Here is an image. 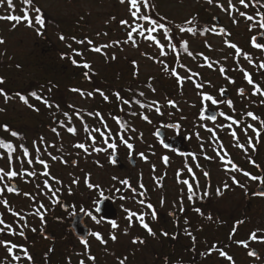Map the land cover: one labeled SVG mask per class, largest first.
<instances>
[{
    "label": "rangeland",
    "instance_id": "obj_1",
    "mask_svg": "<svg viewBox=\"0 0 264 264\" xmlns=\"http://www.w3.org/2000/svg\"><path fill=\"white\" fill-rule=\"evenodd\" d=\"M36 1L43 8L51 9L55 15L70 17L73 22L77 18H83L85 21L81 29H78V24L73 23H67L66 28L74 31V33L79 32L80 36L77 37H80V40H84L85 43L80 44L70 38L61 41L60 36L52 33L48 37L50 40V44H48L47 39H44L41 34L35 31V27L38 26L35 25L33 15L34 27H28L27 23L23 22L13 28L14 22L0 20V37H3L5 41L0 44V58L4 59L3 65L0 67V77L4 78V83L0 87L13 97L5 103L4 97L0 95V109H4V111H0V125L6 124L11 126L14 131L21 133L24 137L22 142L29 147L31 154L29 157L21 156L19 151L14 153L13 166L18 171L21 169L17 157L25 161L29 158L33 159L32 164H23L25 171L22 176L12 179L17 182L18 186L20 184L26 186L27 181L34 178L27 175V172L35 171L36 176H41L38 179H47L52 186L56 185L55 190L59 188V194L68 196V187L71 186V195H79L80 192L86 193L89 190L86 177L90 175V181L88 182L99 185V193L103 192L104 194L102 197L124 196V185L118 186L120 182H117L120 178L141 180L144 176L143 172L145 173V170L150 168L149 164L153 163V157L157 154L171 156L166 152L160 153L163 148L158 146L157 138L153 134L155 130L153 128L160 123L165 125L168 123L181 124L186 133L191 136L190 145L195 148L197 153L195 158L185 159L171 156L174 159L171 161H177L183 165V168L184 164L191 162L201 164L203 167L209 165L207 164L209 160H206V157H209L210 142L207 130L209 129V119L205 114V110L209 109V101L203 100L202 93L209 94V83L211 85L221 83L220 73L209 71L207 66L209 58L220 59L224 67L240 66L250 72H257V66L264 60V40L261 43V48H254L251 45V39L256 35L264 34V29L256 27L250 31V24L255 23V21H247L236 13L231 15L235 16L238 23H233L230 14L218 6V4H223L224 8H228V0H213L212 4H209L207 0H153L158 7L155 8L157 13L163 14L174 23L183 24L184 21L192 17L199 20L198 24L194 26L197 28L198 37L189 39L188 34V37L182 35L183 40H188L189 52L192 55L189 56L183 52V58L180 61L178 58H171L168 55L164 59V65H167L169 69L166 72L159 62L161 57L158 54V45L154 42L146 41L144 37L135 33L133 37L136 40V45L134 46L131 41L125 43L127 32L130 29L119 22L128 19L130 24L133 23L128 12L129 5L127 2L121 4L120 0ZM232 2L239 7L240 11H246L249 15H255L258 11L264 12V7L260 5L253 7L250 4L249 8L245 9L243 5H239L238 0H232ZM19 12L20 9L14 14L19 15ZM8 13L9 9L6 5L0 8V15H8ZM216 18L219 19L217 31H209L207 34L201 35L204 27L214 28L217 24ZM220 28H225L228 33H231V36L219 34ZM158 35L159 33L156 35L157 39L160 38V35ZM88 40L92 41V45L87 43ZM114 41H120V43L113 44ZM225 41L236 43L240 49L250 55L251 62L245 60L242 54L235 53V50L229 47ZM161 43H164V41L161 40ZM47 44L49 47L54 45L53 49H56L57 45L60 50L47 49ZM69 44H71V48L68 47ZM106 44L109 47L102 48L99 53L91 50L96 46ZM207 45H211V48ZM78 47L82 48L81 52H83V56H79L80 60L78 62L87 61L90 63L92 65L91 70L101 72L97 79L104 76L107 85L113 87V89L93 88L90 81L68 83L63 75L56 76V84L47 85L45 83L43 80L45 71L42 68V62L46 65L47 63L52 64L51 58L59 57L61 52L72 54L73 49H78ZM4 50H6V53H4ZM171 50L165 46L164 51L170 52ZM113 56L115 59L112 58ZM205 56L208 57L207 61L204 59ZM41 57L44 58V61L39 63ZM181 65L184 67H181ZM74 66L78 68L76 65ZM173 69L180 77L185 78L182 85L171 74ZM135 77H137V81ZM187 77H191V79L189 80ZM100 81L103 84L101 79ZM261 82L264 83V81ZM149 84H151V88ZM197 84H202L203 87L197 88ZM127 87L136 89L140 93L143 92L144 96L142 98L138 97V100L140 104L147 106L142 108L140 104L134 102L123 104L117 100L114 95L116 89H126ZM73 88L81 89L85 94L81 95L74 92L72 91ZM152 88H155V92L152 91ZM97 89L107 95L109 99L104 100L100 93L96 91ZM32 91H36L48 99L53 107L49 108L42 101L32 98L30 96ZM89 92L93 94L88 96L87 93ZM16 93L28 96L29 104L33 107L24 104L16 96ZM169 100L174 101V106L168 103ZM152 101L157 103L152 104ZM56 105H59V108ZM156 107H160L163 115L155 111ZM35 109H39V111ZM64 112H67L71 119L68 118V121H65ZM90 112L99 113V117L89 115ZM123 114L129 116L128 120L125 121L124 128L120 127V120L117 122L115 119L116 117L121 119ZM144 115L149 117L150 124L153 126L145 125L146 121L142 119ZM54 120H56V123H54ZM59 121H64L66 126H75L77 134L68 133L66 127H61ZM82 124H86L91 135L98 140L96 147H106V144L95 130L99 128L105 134H108L111 130L112 136L117 140L118 147L116 150L118 151L115 150L112 153V150H109L107 153H97L91 149L86 153L82 149L74 147L77 143H89L88 133L83 130ZM52 128H56L59 135L50 132ZM36 129L39 131L37 135L34 133ZM4 133L1 134L3 138L12 140L17 145L21 143L20 140ZM197 133H199L198 136ZM119 135H123L135 146L134 151L127 149L125 145L120 143L118 140ZM41 137H43V143H40ZM223 141L224 146H230L232 151L234 150L232 141H229L230 143L226 140ZM34 142L40 147L39 153H35L31 147ZM262 146L264 147V139L262 140ZM148 151L151 155L149 162L139 155L144 153L147 156L149 155ZM203 151L206 155H200ZM63 153L66 155L65 160L51 159L52 156L60 157ZM115 153L119 155L124 153L121 161L123 169L119 168L118 164L110 162V154ZM131 154L137 160V167L134 169L129 167L127 159L128 155ZM154 154L156 155L154 156ZM235 154L239 158L240 154L238 152ZM37 155L48 162L49 168L47 171L50 172V176L41 175L44 170L43 166L34 159ZM6 159L5 157L4 160H0V167L7 170ZM74 160L75 163L73 164ZM52 177L56 179L54 180ZM113 177L117 179H113ZM74 178L79 180L78 184L72 183ZM7 180L9 179L5 177L0 185L6 184ZM57 180L62 181V183H57ZM7 184H9V181ZM247 184L245 186L246 190L253 186L251 182ZM6 194L12 195L13 193L7 191ZM231 194H233V197L231 199L228 197L227 205L236 206L242 202L244 197L242 190L238 189V191L231 192ZM20 196H23V198L16 200L23 202L22 209L19 208L18 211L23 212L30 205L27 201H24L25 193ZM129 209L133 212H141L142 207L139 202H136L129 206ZM231 217L230 215L228 228L219 229L215 232H211L212 229L216 228L214 225L209 227V223L213 220L209 222L208 219H204L202 222L203 216L201 215L187 218L185 227L181 226L179 233L181 246L177 245L176 249L173 247L174 245H169V243L167 245L161 242L158 245L160 238L157 235L149 236L150 245L146 244V247L139 242L133 243L134 239L142 241L143 234L146 233L136 218L133 219L131 225L128 220L120 223L119 228L113 232L117 237L115 241L110 240V226L100 224V227L94 221L90 222L91 225L99 229L103 237L107 236L110 239H105L106 243L102 247H98L92 241L88 249L80 247L76 251H66V254L72 260L71 264H79L80 260H84L85 264H93L92 261L87 259L88 255L97 257L98 264H119L120 260H124V264H172L173 262H176L173 264H232L220 255V250H223L233 257L235 264H264V243L249 241L247 248L240 243H236L237 241H248L250 233L244 234V236L234 234L233 237L236 242L227 244L231 241V239H227L231 227ZM256 220H258V223L261 222V226H258L259 230H264V199L261 201L260 212L256 215ZM174 233L178 232L174 231ZM229 237L231 238L232 235ZM251 250L258 252L256 258L249 256L248 253ZM155 252H158V254Z\"/></svg>",
    "mask_w": 264,
    "mask_h": 264
},
{
    "label": "flooded vegetation",
    "instance_id": "obj_2",
    "mask_svg": "<svg viewBox=\"0 0 264 264\" xmlns=\"http://www.w3.org/2000/svg\"><path fill=\"white\" fill-rule=\"evenodd\" d=\"M214 28L218 29L219 23L216 24ZM263 40L264 38L262 37L259 44H261ZM209 63L212 65V67H209V71L219 72V78L221 79V83L214 85L209 83V94L218 100L216 105H213L211 101H209V117H217L215 121L209 120V129L215 130L214 133L208 131L210 143L209 157H206V160H209V163L207 162L209 165L203 167L201 164H193L191 162L189 164H184L183 168V165L177 161H171L173 159L171 156H176L178 158L182 157L185 159L195 158L197 153L195 152V148L190 145L191 136L186 133L181 124L168 123L165 125L164 123H160L153 128L155 129L153 134L157 138L158 146L163 148L160 153L166 152L171 156L167 155L168 161L164 162L163 157L165 156L154 154V156H156L153 157L154 159L152 158L153 163L149 164L150 168H147L145 173L143 172L144 176L141 180L127 178L132 187L137 189L136 193H133L127 186L124 185V196L110 198L102 197L98 188H89L86 193L80 192L79 195L69 194L68 196H64L57 192L60 202L54 203L50 198L51 193L43 183L45 179H38L41 176H33V179L27 181L28 184L26 186H23L22 184L18 186L17 182L12 179L7 180L6 184L8 181L9 184L0 185V187H4L5 189L3 193H0V201L6 199L9 203L7 207L0 203V214H3V219L6 224H11L12 227L17 230H20L24 223L21 217L26 218L29 226L28 228L23 229L25 231L24 237H20L18 235L13 236L7 231V229L5 232L0 233V239L10 240L28 248L29 253L33 257L32 262H29L26 258H24L19 249L14 250L17 254L21 255V261L19 264H69V260L70 262L72 260L66 254V251H76L80 247L85 248V246L81 243V237L77 236L72 229V225L74 224L76 218L81 215H83V223L88 232L86 238L88 246L92 241H94L98 247H102L105 243H101L98 239L91 235L93 232H98L102 236V232L91 225L90 222L94 221L88 213L91 212L97 217L100 221V223H96L97 225L100 226V224H107L108 227L110 226L109 228L112 235L115 234L113 232L119 228L121 222L128 220L126 219L127 212L125 209H129V206L133 203L139 202L140 200L145 201V203L141 205V212H136L148 213L145 215V222L149 223L155 233L154 236L157 235L160 238L158 245H160L161 242L167 245L168 243L169 245L173 243L175 249L177 245L181 246V236L179 238L181 226L185 227L187 218L189 219L192 216L196 217L198 215L203 216L202 222L204 219H208L209 222L213 220L209 223V227L214 225L216 228L212 229L211 232L228 228L229 217L231 215V227L227 235H232V237H227V239H231V241L227 243L228 245L232 242H236L233 237L234 234H241L244 236V234L246 235L247 233L259 230L258 226H261V222L258 223L256 215L260 212L261 201L264 197L256 195V193L264 191V184H262L259 180H251L250 178L244 176L242 172H233L230 169L234 163L252 175L264 177V147L262 146L264 130L260 132L258 139L253 131H248L247 135L252 137V142L255 145L254 149L247 144V138L241 131V129L248 124H253L256 129H264V125H261L259 121H253L251 117L246 115L247 112L251 111L256 116L264 119V104L261 103L264 96L251 94L252 86H250L244 79L242 67H224L222 66L221 60L218 58H209ZM220 67H224L226 71L221 73L219 70ZM246 71L251 73L253 79L260 83L261 88L264 89V83L261 82L264 81V70L250 72L247 69ZM135 80L137 81V77H135ZM230 80H234L235 83H231ZM222 88L225 90L223 96L220 94V89ZM241 88L245 89V94L243 96L238 94V89ZM115 92H119L122 98H124V96L132 95H136L135 98H142V96H140V92L136 89H132L131 87L120 89V91L116 89ZM228 100L232 101L231 107L227 103ZM221 112L225 113V115L221 116ZM144 116H142V119ZM228 116H232L235 120L241 121L242 123H233V121L227 119ZM128 118L129 116L123 114L119 124H123L122 121L125 122ZM205 121L208 122L207 119H205ZM54 123H56V120H54ZM146 124L148 126H153L148 121L145 122V125ZM229 124L232 125V130L236 131L239 143L244 144L247 151L237 146V140L231 135L228 128ZM159 131H163V133L160 134L163 138L159 135ZM38 132V129H36L34 133L37 135ZM223 140H226L228 143H230L229 141H232L234 150L232 151V147L230 146H224L222 144L224 143ZM97 143L98 140L96 139V144L94 145L95 147L97 146ZM165 144L169 146L165 147ZM86 146H88L89 152L93 147L90 140ZM134 149L135 146L131 151H134ZM82 151L85 152L83 149ZM117 151L118 150H116V152ZM236 152L240 154L239 158L236 157ZM148 154L150 155L149 151ZM202 154L206 155L204 151L200 155ZM114 155L118 157L116 164H118L119 168H122L123 164L121 161L124 153H121L120 155L115 153ZM149 155L146 156L148 162L151 159V155ZM60 157L65 160L66 155L63 153ZM127 159L130 168L134 169L137 167V160L133 154L128 155ZM251 160H254L256 165H259V167L254 166L250 162ZM132 162H135V164L133 165ZM74 163L75 160L73 161V164ZM188 169H191V171H188ZM43 170L46 171L44 167ZM205 172L209 175L204 176L203 173ZM233 176L236 177V179L240 182V185H243V187L233 182ZM120 180H124V178H120L119 181ZM182 180H187L189 183L193 184V191L191 193L188 191L187 185L179 182ZM194 180L199 182L198 187L194 183ZM248 182H251L253 186L246 190L245 186L248 185ZM12 183L16 185L17 191L10 192L13 193L12 195H7V187H11ZM141 183L144 185V188L139 187ZM49 184L51 185L52 190H55L56 185L52 186L51 183ZM225 184L229 186L227 189L224 188ZM37 185H39V188H37ZM122 185L123 184L120 183L118 186ZM217 188L220 189L221 194H217ZM238 189H240V191L242 190L244 194L242 202L236 206L227 205L228 197L230 199L233 197L231 192L234 193L235 191H238ZM140 192H144V195H139ZM24 193H28V195L24 197V201H27L30 207H27L26 210L24 209V211L21 212L18 210L19 208L22 209L21 205L23 201L19 202L16 199L23 198V196L20 195ZM205 193H207V195H205ZM33 196H35L36 199H32L31 197ZM121 197L125 198L121 199ZM104 199H110L112 203L110 205V211L106 214V216L102 213L95 212V208L98 207L99 203ZM39 203H43L47 209L44 217L45 222L43 224L38 217L32 215L35 209L39 206ZM148 203L153 204L157 213V219L155 220L151 218L152 210L147 208ZM81 208L85 210L81 211ZM181 208L184 210L181 211ZM197 208L201 209L200 213L196 211ZM41 211L43 212L44 209H41ZM15 212H19L21 215H14ZM209 216L211 219H209ZM134 218L135 217H133V219ZM113 220L117 223V228L115 229L111 226V221ZM79 221H81L80 217ZM240 221H243V223H239ZM0 227H4V225H0ZM31 228H35L36 231H31ZM144 231L146 233L143 234V243L141 244H144V246L146 244L150 245V240H148L150 234L146 229H144ZM174 231H177L178 233L175 234ZM165 232H167L168 235H164L163 233ZM103 239L105 241V239L107 240L110 238L106 236L103 237ZM0 260H6L7 264H13L11 255L3 247H0ZM95 263L98 264L97 257H95L94 264Z\"/></svg>",
    "mask_w": 264,
    "mask_h": 264
},
{
    "label": "snow or ice",
    "instance_id": "obj_3",
    "mask_svg": "<svg viewBox=\"0 0 264 264\" xmlns=\"http://www.w3.org/2000/svg\"><path fill=\"white\" fill-rule=\"evenodd\" d=\"M22 4L25 5V7L22 8L23 11V15H18V14H8V15H0V20H4V21H8V22H14L13 23V28H15L18 24H20L21 22H26L28 27H34L33 24V16L32 13L35 14V25H38V27H35V31L38 34H43V29L45 28V14L42 12L41 8L39 6H36L34 4V0H21ZM129 5L128 8V12L130 17L133 20V23L130 24L128 19H123L121 20L119 23L123 26H125L126 28L130 29L127 32V40L125 41V43H127L128 41H131L132 44L135 46L136 45V40L133 37V33H136L138 36H142L145 38L146 41H152L154 42V44L158 45V54L161 57L160 59V63L162 64L164 71H168V67L167 65H164V59L167 58L168 53L164 51L165 46H167L169 49H172L173 52H175V49L177 47V45L183 47L184 52L187 53L189 56L192 55L191 52H189V48H188V41L186 40H182V37L177 38L178 34H182V33H191L192 36H195L197 34V28L196 27H184V24L187 25H194L197 18L196 17H192L186 21L183 22V24L181 25H169L166 22V18L165 17H161V16H156L154 13V5L150 4V0H120L121 4L126 3ZM207 2L209 4L213 3V0H207ZM239 5H243V7L245 9L249 8L250 4L251 6L255 7L257 5H260L262 7H264V0H248V2H246V0H238ZM7 6L8 9L10 10H15V4L13 2V0H0V8H3L4 6ZM228 8H224L223 4H218V6L223 9L226 13H229L231 18L233 19V23H238V21L236 20L234 15H231L232 13H236L239 15V17L244 18L247 21H255V23L250 24L249 30H253L256 27H259L260 29H264V12L258 11L255 15H249L246 11H240L239 7H237V5L233 4L232 0H228ZM155 16V18H154ZM113 19H115L113 17ZM140 21H144L147 22V26L145 24L140 23ZM173 28H175V33L173 32ZM209 31L212 32H216V28H211L209 29L208 27H204L203 31L201 32V35L207 34ZM147 33V35H146ZM152 33H159L160 38L157 39L156 35H153ZM219 34H226L229 37L231 36V33H228L227 30L225 28H220L219 29ZM106 35V33H105ZM59 39L61 41H64L66 39V37L64 35H60ZM73 40H75V37L72 38ZM176 40V43L173 44L171 43L172 40ZM161 40L164 41V43H161ZM5 41L3 39V37H0V44H3ZM78 43L80 44H84L85 41L84 40H80L78 41ZM87 43L89 45H92V41L88 40ZM120 41H114L113 44H119ZM225 43L231 47L232 49L235 50V53L237 54H242L243 58L245 60H248L251 62V57L247 52H244L242 49H240L238 47V45L236 43H232L230 41H225ZM207 44V42H206ZM251 44L253 47L255 48H261V44L256 42V38L253 37L251 40ZM209 48H211V45H207ZM69 48H71V44L68 45ZM109 47V45H102V46H96L94 48H92L91 50L99 53L101 52L102 48H107ZM73 54L69 56V58L71 59V62L76 65L77 67H83L84 69L88 70L91 69L92 65L90 63H88L87 61L84 62H78L75 59V56H83V52L78 51L73 49ZM66 56L69 54H65ZM202 55V54H201ZM113 59H115V57H112ZM154 59V57H153ZM205 61L208 60V57L205 56L204 57ZM226 59V58H225ZM208 67H212V65L209 63L207 65ZM181 67H184L183 65H181ZM258 71L259 70H264V60H262L259 65L257 66ZM220 72L224 73L226 70L224 67H220ZM244 73V79L247 81V83L252 86V95H261L264 96V89L261 88V84L256 82L253 79V76L251 73L247 72L246 70H243ZM171 74L177 78L178 82L182 85L184 82L183 77H180L175 69L172 70ZM83 75L85 76L86 79H90L91 77L89 76V72L85 71L83 73ZM187 79H191V77H187ZM231 83H235L234 80H230ZM4 83V78L0 77V85H2ZM149 87L151 88V84H149ZM197 88H202L203 85L202 84H197L196 85ZM72 91L74 92H78L81 95H84L85 93L83 92V90L78 89V88H73ZM97 92L100 93V95L103 97L104 100H108L109 97L107 95H105L103 92H101L99 89L96 90ZM152 91L155 92V88H152ZM224 89H220V94L221 96H223L224 94ZM93 93L89 92L87 93L88 96H91ZM238 94L243 96L245 94V89L241 88L238 89ZM0 95H2L4 97V101L5 103H7L9 100H11L13 97L11 95H9L7 92H5V90L0 87ZM114 95L116 96L117 100L121 101V103L123 104H128L129 101L131 100V97H129V99L125 100L121 97L120 93H114ZM16 96L19 97V99L21 101L24 102V104L28 105L29 107H33V105L29 104V97L22 95L20 93H16ZM30 96L32 98H35L36 100L42 101L47 107L52 108L53 104L49 102L48 99L44 98L43 96H41L40 94H38L36 91H32L30 93ZM140 96H144V93L141 92ZM202 97L203 100L205 101H211V103L213 105H216L218 103V100L216 98H214L212 95L207 94V93H202ZM135 103L140 104L139 100H136ZM156 101H152V104H156ZM168 103L170 105L174 106V101L169 100ZM228 105L231 107L232 105V101L228 100L227 101ZM261 103L264 104V99L261 100ZM140 106L143 108L145 107V105L140 104ZM57 108H59V105H56ZM36 111H39V109H35ZM0 111H4V109H0ZM155 111L161 115H163V113H161L160 107H156ZM63 115L65 117H68L69 119H71V117H69V114L67 112H64ZM89 115H97L99 117V113H89ZM133 115H135V113H133ZM225 113L221 112V116H224ZM246 115L248 117H251V119L253 121H259L261 125H264V119H261L259 116H256L253 112L249 111L246 113ZM101 119H103L102 117H100ZM117 120V122H119L120 118L116 117L115 118ZM143 119L145 121H148L149 123L151 122L149 120L148 116H144ZM209 120L215 121L217 119L216 116H210L208 117ZM228 120L233 121V123L239 124L242 123L241 121L235 120L232 116H228L227 117ZM61 127H66V131L68 133H71L73 135L77 134V128L75 126H66L64 121H59ZM83 130L88 133V137L87 139H89L91 141V145L92 147V151L94 152H109V150H112V153L115 152V150L117 149L118 145H117V140L116 138H114L111 134V130H109L108 134H105L104 132L101 131V129L97 128L95 131L96 133H98L101 137V139L103 140L104 144H106V147H95L94 145L96 144V137L91 135V132L88 128V126L86 124H82ZM105 127H107V125H105ZM120 127H125L124 124H121ZM228 128L231 132V135L237 140V146L244 149L245 151H247V148L245 147L244 144H240L239 143V138L237 137V133L235 130H232V125L229 124ZM0 129L3 130V132L8 133L11 137L16 138L17 140H20L21 143H19V145L15 144L12 140H8L5 138L0 137V149L4 150V151H0V160H4L5 157L6 159V163H7V170L4 167H0V182H3L5 180V177H7L9 180L16 178L18 176H22L24 174V169H23V164L27 163V164H32L33 163V159L29 158L26 161L23 159H20V157H17V162L21 164V169L18 171L14 166H13V155L14 153H17L18 151L20 152L21 156L23 157H29L30 151H29V147L25 146V144L22 142L24 140V137L22 136L21 133H19L18 131H14L11 130L9 128L8 125H0ZM209 132H213L214 133V129H207ZM251 130L255 133L257 139L260 136V132L264 129H256L254 127L253 124H248L246 125L244 128L241 129V131L243 132V134L245 135V137L247 138V144L249 146H251L253 149L255 148V145L252 142V137H249L247 135L248 131ZM134 131V129H133ZM52 132L56 133L57 135H59V132H57L56 128H52ZM199 135V133H197V136ZM120 143H122L123 145H125L127 147V149L132 150L134 148V145L132 143H130L127 139H125V137L123 135H119L118 137ZM109 140H111V142H109ZM40 143H43V137L40 138ZM165 147H168L167 144L164 145ZM32 149L34 150L35 153H39L40 152V147L36 144V142H34L31 145ZM74 147L79 148V149H83L86 153L88 152V146H86L85 143H77L74 145ZM50 155V154H49ZM143 159L147 160V157L145 156L144 153H140L139 154ZM35 161L38 162L40 165H42L44 167V169L46 171H44L43 173H41V175L48 177L50 176V172L47 171V169L49 168V164L46 160L41 159L38 155L34 157ZM52 160H57V159H62L60 157H56V156H52L51 157ZM164 162L168 161V157L165 156L163 157ZM110 162L115 164L116 158L114 154H110ZM231 162V161H230ZM254 166L259 167V165H256L254 160L250 161ZM67 163V162H65ZM233 172H242V174L248 178H250L251 180H259L262 184H264V177H258L255 175H252L251 173L244 171L241 167H239L238 165L234 164L232 165V168L230 169ZM188 171H191V169H188ZM27 175L29 176H36L37 173L35 171H29L27 172ZM204 176H208L209 174L207 172L203 173ZM52 179H56L55 177H52ZM113 179H117L116 177H113ZM232 180L235 184L243 187V185H240V182L236 179L235 176L232 177ZM90 181V175L88 177H86V182H87V186L92 189V188H99V185H93L92 183L88 182ZM121 184L127 186L133 193H136L137 189L132 187L130 181L128 179H124V180H120L119 181ZM185 185H187L188 191L191 193L193 191V184L189 183L187 180H182L179 181ZM45 187L48 189V191L51 193V199L53 200L54 203H59V197L57 196V192L60 191L59 188H57L56 190H52L51 185L48 183V180L45 179L43 181ZM57 183H62V181H58ZM73 184H78L79 180L78 179H73L72 181ZM194 183L196 184V186H199V182L194 180ZM162 186V185H161ZM140 188H144V185L141 183L139 185ZM229 186L227 184L224 185V188L227 189ZM37 188H39V185H37ZM4 187H0V193L4 192ZM7 191L8 192H15L17 191L16 188L13 187H7ZM71 186L68 187V192L69 194H71ZM217 194H221L220 193V189L217 188ZM25 195H28V193H25ZM100 195L103 196V192H100ZM139 195H144V192H140ZM205 195H207V193H205ZM256 195L262 196L264 197V191H260L258 193H256ZM32 199H36L35 196L31 197ZM125 197H121V199H124ZM190 198V197H189ZM0 203H2L4 206H8V201L5 199L3 201H0ZM139 203L141 205H143L145 203V201L140 200ZM163 203V201H162ZM147 208L151 209V218L153 220L157 219V213L154 209L153 204L148 203L147 204ZM41 209H44V211L42 212ZM81 211H84L85 209L81 208ZM181 211H183L184 209L181 208ZM47 209L45 208V206L43 205V203H39V206L35 209V211L32 213V215L38 217L41 221V223L43 224L45 222V214H46ZM101 211V209L99 207L95 208V212L99 213ZM125 211L127 212V216L126 219H128L130 225L133 221V217H135L139 223L141 224V226L146 229L148 231V233L150 235H155V233L153 232L152 228L150 227L149 223L145 222V215H147L148 213H138V212H133L131 209H125ZM196 211L198 213L201 212V209L197 208ZM14 215L16 216H20L21 214L19 212H15ZM88 215L91 217V219L93 221H95L96 223H100V221L97 219V217L95 215H93L91 212L88 213ZM21 219L24 221L22 228L20 230H17L15 228L12 227L11 224H6L5 220L3 219V214H0V225H4V227H0V233L5 232V230L7 229V231L13 235V236H20V237H24L25 236V231L23 229L28 228V224H27V220L25 217H21ZM209 219H211V217L209 216ZM239 223H243V221H240ZM111 226L113 229L117 228V223L115 220L111 221ZM31 231L35 232L36 229L35 228H31ZM259 233V236H258ZM164 235H168L167 232L163 233ZM190 234V233H189ZM91 235H93L96 239H98L101 243H106V241H104L103 237L100 235V233L98 232H93L91 233ZM111 239L113 241H115L117 239L115 234L111 235ZM193 239H195L193 237ZM249 241H258L261 243H264V230H256L250 233L249 237H248V241H237V243L242 244L245 248L248 247V243ZM143 243V241H140L138 239H134L133 243ZM81 243L85 246V249H88V241L86 239H82ZM0 247L5 248V250L11 255L12 257V261L13 264H19V262L21 261V255L17 254L16 249H19L20 252L22 253L23 257L26 258L29 262H32L33 257L32 255L29 253L28 248L25 247L22 244H17L13 241L10 240H2L0 239ZM250 256H257V251L256 250H251L248 253ZM220 255L224 256L228 261L232 262V264H235V261L233 260V257L228 255L227 252L220 250ZM87 259L89 261H92L93 264L95 262V257L88 255ZM126 259V258H125ZM0 264H7L6 260H0ZM69 264H71L70 260H69ZM79 264H85L84 260H80ZM119 264H124V260H120Z\"/></svg>",
    "mask_w": 264,
    "mask_h": 264
},
{
    "label": "trees",
    "instance_id": "obj_4",
    "mask_svg": "<svg viewBox=\"0 0 264 264\" xmlns=\"http://www.w3.org/2000/svg\"><path fill=\"white\" fill-rule=\"evenodd\" d=\"M14 4H15V10L13 12V10H10L9 9V13L8 14H14V13H17L18 10L20 9V14L19 15H23V11H22V8L25 7V5L22 4L21 0H13ZM34 4L36 6H39L42 10V12L45 14V28L43 29V34L42 36L44 37V39H47V42H49V35L53 33V35H57V36H60V35H64L66 37V39L70 38L72 39L73 37H75V41H80V37H77V36H80L79 35V32L77 33H74V31H70V30H67L66 28V24L69 23H73V24H78V29H81L82 26H84V21L83 18H77L74 22L73 20H71L70 17H65V16H59V15H55L53 13V11L51 9H45L43 8L42 6H40L36 0H34ZM150 4H153L154 6V13L156 16H161V17H165L163 14H159V12L157 13V5L155 4V2L153 0H150ZM156 8V9H155ZM32 15L35 17V14L32 13ZM155 18V16H154ZM166 18V22L169 24V25H181V23H174L172 22L170 19H168L167 17ZM198 19L196 20L195 24L194 25H190L188 26L187 24L184 25V27H193V26H196L198 24ZM23 23V22H21ZM140 23L142 24H145L147 26V22H144V21H140ZM38 26V25H37ZM175 28H173V32L175 33ZM135 34V33H133ZM153 35H157L158 33H152ZM187 34L189 35V39H193V38H196L198 37V33L195 35V36H192L191 33H182V34H178L177 38H180L182 37V35H185L187 36ZM147 35V33H146ZM159 36V35H158ZM82 37V36H81ZM188 37V36H187ZM78 39V40H77ZM183 40V38H182ZM188 41V40H186ZM171 43L175 44L176 43V40H172ZM50 44V42L48 43ZM48 44L46 45L47 49H50L52 50L54 48V45L52 46H48ZM82 48L78 47V49H75V50H78V51H81ZM55 51H59L60 50V47L56 45V49H53ZM62 50V49H61ZM63 51V50H62ZM166 52V51H165ZM184 52V49L183 47L177 45L176 49H175V52H173V50H171L170 52H167L168 55L171 56V58H178L179 61L180 59L183 58L182 54ZM4 53H6V50H4ZM66 53L64 52H61L59 53V57L55 58H51L52 60V64H49L47 63V65L42 62V68L43 70L45 71V77L43 78V80L45 81V83L47 85H53V84H56L57 83V80H56V76H61L63 75L65 81H67L68 83H72V82H80V83H85L86 81H90V83L92 84L93 88H100V89H113V87L107 85V81H106V78L104 76L100 77V79L102 80V83L101 84V81L100 79L98 78L97 79V76H99V74H101V72H98V71H94V70H91V69H84L83 67H78L76 68L74 66V64L71 62V59L69 58V56L71 55H74L73 54V51H72V54H69V55H65ZM75 59L77 61L80 60L79 56H75ZM4 59L0 58V67L3 65V61ZM41 61H44V58H39V63ZM83 61H81L82 63ZM85 71H88L89 72V76L91 77L90 79H86L85 76L83 75V73ZM63 73V74H62ZM103 87H101V86ZM69 88V87H68ZM124 99H126V96H124ZM52 100V99H51ZM147 106V105H145ZM64 117V116H62ZM65 121H68V117H66V120ZM4 125V124H3ZM9 128L11 130H14L11 126H9ZM3 130L0 129V136L1 134L3 133L2 132ZM59 132V131H58ZM4 134H8V133H4ZM3 138V136H1ZM2 149H0L1 151ZM172 245H174L172 243ZM175 247V246H173ZM154 253V252H153ZM156 254H158V252H155Z\"/></svg>",
    "mask_w": 264,
    "mask_h": 264
},
{
    "label": "water",
    "instance_id": "obj_5",
    "mask_svg": "<svg viewBox=\"0 0 264 264\" xmlns=\"http://www.w3.org/2000/svg\"><path fill=\"white\" fill-rule=\"evenodd\" d=\"M216 22L219 23V19L218 18H216ZM263 36H264V34H260L259 36H256L255 37L256 38V42L259 43ZM205 114H206L207 117H209V109H206L205 110ZM158 133L160 135V134L163 133V131H159ZM160 136L163 138L162 135H160ZM115 158H116V160L118 159L117 156H115ZM132 163H133V165L135 164V162H132ZM12 187L17 189V187H16V185L14 183L12 184ZM111 204L112 203H111L110 199H104L103 201H101L99 203V206H98L101 209V211L99 213H102L103 215L106 216V214L110 211V205ZM79 217L81 218V221H79ZM83 219H84L83 218V215L78 216L76 218L74 224L72 225L73 231L75 232V234L77 236H80L81 237V240L82 239H86L87 238V235H88L87 229H85V225L83 223Z\"/></svg>",
    "mask_w": 264,
    "mask_h": 264
}]
</instances>
